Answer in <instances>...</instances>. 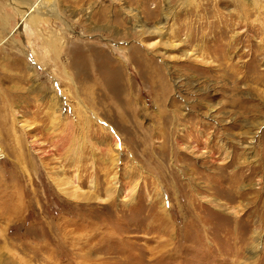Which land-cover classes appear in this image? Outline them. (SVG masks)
<instances>
[{
	"label": "rangeland",
	"instance_id": "obj_1",
	"mask_svg": "<svg viewBox=\"0 0 264 264\" xmlns=\"http://www.w3.org/2000/svg\"><path fill=\"white\" fill-rule=\"evenodd\" d=\"M0 264H264V0H0Z\"/></svg>",
	"mask_w": 264,
	"mask_h": 264
}]
</instances>
